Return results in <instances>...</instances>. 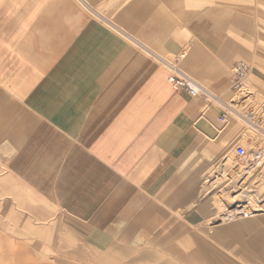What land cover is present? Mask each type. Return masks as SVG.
Segmentation results:
<instances>
[{"label": "crops", "instance_id": "0c3cea01", "mask_svg": "<svg viewBox=\"0 0 264 264\" xmlns=\"http://www.w3.org/2000/svg\"><path fill=\"white\" fill-rule=\"evenodd\" d=\"M102 4L99 0H0V111L24 106L27 112H39L43 127L57 128V143L71 142L74 151L67 155L65 145H57L53 186L57 206L65 210L63 217L77 232L92 239L126 237L129 256L142 242L139 232L157 221L153 200L154 207L159 206L157 196L170 176L178 172V179L192 177L205 158L210 175L228 164L223 158L225 141L214 143L217 133H222L217 129L218 107L211 104L205 109L202 99L174 91L168 83L169 63L132 41V28L123 30L103 17L97 10ZM169 14L157 11L154 33L148 34L151 27L144 30L152 48L170 54L190 37L193 41L183 53L180 71L223 96L230 86V68L250 55L251 31L261 27L258 17L252 24L242 15L234 16L221 34L216 31L224 20L209 15L193 24L194 40ZM209 24L216 31L203 29ZM20 126H25L27 137L34 127L28 119ZM238 128L232 122L228 133ZM43 136L37 140L51 142L50 136ZM263 164L264 156L258 167ZM256 170L247 171L244 186ZM195 179L193 186L200 178ZM224 183L225 179L222 188L190 208L197 207L207 225L221 228L219 235L223 226L235 233L255 229L259 235L251 247L264 248L263 229L252 217L225 223L217 219L213 196L224 190ZM42 185L46 190L44 177ZM257 192L263 193L264 185ZM217 202L224 206L222 200ZM262 209L254 217L264 220ZM206 256L211 264H231L216 253ZM147 260L140 254L129 261Z\"/></svg>", "mask_w": 264, "mask_h": 264}, {"label": "rangeland", "instance_id": "374dc122", "mask_svg": "<svg viewBox=\"0 0 264 264\" xmlns=\"http://www.w3.org/2000/svg\"><path fill=\"white\" fill-rule=\"evenodd\" d=\"M99 1L103 4L97 10L103 17L123 30L132 28L131 34L135 38H130L132 41L142 48L146 45L169 64H175L193 40L189 37L170 54L163 49L152 48L149 43L151 38L144 35V30L152 28L147 32L150 35L154 33L153 28L156 27L153 26V18L157 11L171 12L166 16L177 21L180 28L189 30L194 40L197 35L193 24L209 15L220 16L224 20L223 27L216 31L213 24H209L203 29L221 34H224L234 16L242 15L252 24L254 18L258 17L261 27L258 31H251L250 55L248 59L237 62L250 67L245 86L254 95L262 130H255L236 116H232L226 125L219 124L217 129L222 133H217L214 143L221 139L225 141L223 158L228 166L221 164L219 170L216 168L210 175L207 169L210 163L205 158L192 177L178 179V172L170 176L164 190L157 196L159 206L154 207L153 200L152 207L158 211L157 221L146 224L139 232L138 239L142 242L128 256L130 241L126 237L92 239L89 235L77 232L63 217L65 210L57 206V191L53 189L57 179V145H65L67 155L74 151L71 142L57 143V128L43 127L39 112L32 114L24 106L12 112L8 109L0 111V264H132L129 260L140 254H144L148 260L134 264H211L206 256L211 252L225 257L231 264H264V248L251 247L259 235L255 229L235 233L227 228L229 226H223L219 235L221 228L207 225L199 209L190 208L197 200L208 199L213 192L222 188L225 179L224 190L213 196L218 211L217 219L228 222L223 215L235 208L234 203L236 207L245 206L249 210V217H252L250 219L262 227L264 235V220L254 217L260 213L256 211L264 207V192L260 195L257 192V187L264 185V164L256 167V172L249 179L250 183L248 181L245 186L243 183L248 178V169L239 174L236 173L239 168L228 170V167L235 166L237 146H245L249 151L264 147V0ZM153 5H156L157 10L153 9ZM258 38L261 42L257 44ZM190 77L199 83L196 78ZM235 98L228 87L223 99L230 102ZM6 102L4 106L8 108L9 100L6 99ZM27 119L32 120L34 126L29 128L28 137L25 126H20ZM232 122L237 123L239 128L236 133L230 134L228 128ZM42 136L45 139L50 136L51 142L38 141ZM43 177L46 190H42ZM195 178L200 179L193 186ZM214 182L215 185L207 190ZM218 199L224 202V206L218 205ZM7 203H10V209ZM44 208L50 212L45 213ZM262 210L264 214V208Z\"/></svg>", "mask_w": 264, "mask_h": 264}, {"label": "built area", "instance_id": "2783aa9c", "mask_svg": "<svg viewBox=\"0 0 264 264\" xmlns=\"http://www.w3.org/2000/svg\"><path fill=\"white\" fill-rule=\"evenodd\" d=\"M175 62H178L176 59ZM168 83L174 91H186L191 98H200L205 102L204 108L215 104L220 110L218 122L226 125L232 116H236L249 124L255 130H262L260 127L259 114L260 111L256 106L253 93L246 89L245 82L250 72V67L243 63L237 62L232 68L230 75L229 90L234 93L236 98L227 102L222 95H215L208 89L198 84L185 74H183L175 64H169ZM264 156V147H256L248 150L245 146H237L235 148V161L237 167L243 169L247 166L256 168L262 162ZM234 210V209H232ZM239 210H234L229 214V218H239Z\"/></svg>", "mask_w": 264, "mask_h": 264}, {"label": "bare ground", "instance_id": "6f19581e", "mask_svg": "<svg viewBox=\"0 0 264 264\" xmlns=\"http://www.w3.org/2000/svg\"><path fill=\"white\" fill-rule=\"evenodd\" d=\"M183 57H184V54H181L180 55V57L177 59L178 60V62H175V65H176V67L179 69V63H180V61L183 59ZM180 70V69H179ZM235 168H239L240 170H237V172L236 173H245V171L246 170H244V169H248L247 171H249L250 169H252L253 167H250V166H247L246 168H242V167H237V166H233V169H235ZM218 169V168H217ZM219 170V169H218ZM246 171V172H247ZM235 206V208H234V210H239V214H241V216L238 218H235V219H231V218H229V214H231L234 210H230L229 211V213L228 214H224L223 215V217L225 218V219H228V221H231V222H234V221H237V220H240V219H244V218H248L249 217V210H247V208L244 206V207H241V206H237L236 207V205L235 204H233V207ZM221 221V220H220Z\"/></svg>", "mask_w": 264, "mask_h": 264}]
</instances>
